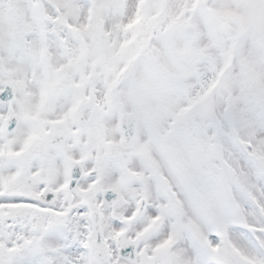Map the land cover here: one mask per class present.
I'll return each mask as SVG.
<instances>
[{
  "label": "snow or ice",
  "instance_id": "6c2138e0",
  "mask_svg": "<svg viewBox=\"0 0 264 264\" xmlns=\"http://www.w3.org/2000/svg\"><path fill=\"white\" fill-rule=\"evenodd\" d=\"M0 264H264V0H0Z\"/></svg>",
  "mask_w": 264,
  "mask_h": 264
}]
</instances>
